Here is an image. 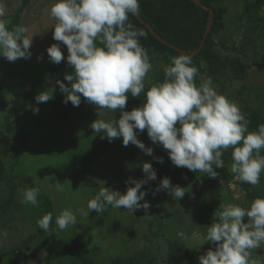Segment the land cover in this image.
Segmentation results:
<instances>
[{
  "label": "clouds",
  "instance_id": "obj_1",
  "mask_svg": "<svg viewBox=\"0 0 264 264\" xmlns=\"http://www.w3.org/2000/svg\"><path fill=\"white\" fill-rule=\"evenodd\" d=\"M139 10V0H53L49 9L56 21L51 26L53 39L66 46L68 55H63L60 43H54L47 48L48 57L55 64L66 60L72 67L64 76L67 84L56 81L64 94L63 102L78 107L83 97L97 106L98 117L105 115V109L113 114L118 110V119H96L91 123L94 132L102 134L101 139L111 142L122 137L124 146L131 143L151 156L153 148L138 139V134L146 130L154 144L167 150L174 166L211 178L218 175L215 169L224 167L222 155L231 148L230 171L241 182L258 186L264 173V124L249 131L250 121L239 105L220 94L211 78L197 84L199 69L190 54L171 57L170 63L163 66V81L146 90L145 81L153 63L141 38H147L148 33L130 21V16H136ZM5 13L0 0V56L9 62L29 59L33 38L28 35L29 28L23 24L9 28ZM54 92L55 88L41 91L35 96L37 104L53 99ZM142 93L141 106L126 111L129 94L141 97ZM32 110L38 113L39 108ZM155 159L163 162L162 157ZM141 167L146 177L139 180L130 177L126 184L132 186L125 193L103 184L87 202V211L82 208L60 211L55 218L57 229L76 225L77 214L89 216L95 210L99 215L109 206L133 214L139 209L147 212L150 204L142 188L157 176L151 162H144ZM55 188L63 191L59 182ZM183 189L164 177L153 195L168 190L179 199L185 194ZM20 191L22 204L38 205L39 186ZM213 217L202 244H215V248L200 255L199 264H264L252 259V250L264 247V197L255 198L247 207L220 205ZM52 220V213H47L37 223L49 232ZM0 235L6 237L7 232ZM178 235L187 239L182 232Z\"/></svg>",
  "mask_w": 264,
  "mask_h": 264
},
{
  "label": "rangeland",
  "instance_id": "obj_2",
  "mask_svg": "<svg viewBox=\"0 0 264 264\" xmlns=\"http://www.w3.org/2000/svg\"><path fill=\"white\" fill-rule=\"evenodd\" d=\"M21 1L2 0L6 8L4 19L7 22V15L15 11ZM245 1L221 0L219 4L226 6L227 12L224 17L225 28L218 39L226 40L228 46L233 44L239 46L249 58L259 59L264 53V30L247 23V19L240 20L239 16L243 12ZM52 3L53 0H31L22 14V24L29 28L28 35L33 36L30 47L31 57L9 62L0 56V85H2L0 137L13 140L20 126L28 133V141L20 149L14 171H11L13 157L6 152L3 153L0 146V159H4L9 170L8 180L13 185H19L15 199L5 217L0 216V233L7 232L6 237L0 235V264H45L48 255L46 240L49 236L46 233L43 237L32 241L29 248H19L15 254L9 255L10 251L19 247L30 235L38 231L40 227L37 221L47 214L42 210L43 202L40 196L37 206L21 203L23 197L20 189L33 186L29 182L20 184L17 175L29 177L33 183L40 185L44 193L51 198L59 214L66 208L72 210L82 208L87 211V202L103 184L121 192L128 181L127 174L131 170L123 148L117 144L84 173H78L77 166L71 161L72 158L81 156L82 148H90L96 136L102 135L96 134L90 125L96 119H112L114 114L110 110L105 109V115L98 117L97 106L86 102L78 114L64 123L60 122L55 110L44 103L37 104L36 95L28 94V91H33L37 85L49 81L46 78L47 67L55 63L49 60L47 48L54 43H60L63 55L67 49L61 42L53 39L54 29L51 26L56 21L49 14ZM260 15L264 17V8ZM222 52L230 56L236 53ZM38 56L42 59H37ZM151 62L153 70L155 68L163 70V66L170 63L156 55L151 56ZM153 70L149 72L146 84L153 81ZM208 78L206 75H201L200 81ZM212 81L216 90L238 104L244 115L259 112L264 115L263 70L253 66L247 70L244 80L221 78ZM33 107L39 108L38 113L33 112ZM6 122L9 123L8 129L4 127ZM138 139L146 147H152L146 132L139 133ZM131 149L141 172H143L142 163H153L155 157H161L162 154L167 156L165 153L155 152L154 149L153 155H146L133 144ZM231 163L232 159L228 164L231 177L227 181L223 179L221 169H215L218 173L215 178L203 174L197 178L179 181L170 179L173 186L184 188V196L178 199L168 190H161L153 195L161 180H150L142 188L146 190L145 200L150 204L147 212L139 209L133 214L126 209L109 206L98 215L92 210L89 216L77 214V224L59 230V233L65 240L82 238L89 255L100 264H113L112 261L117 255H127L143 248L149 249L155 256L156 264H176L163 237L152 234L163 231L170 238L184 241L191 250L196 249V262L199 264V256L210 248L206 243L202 244L205 232L195 224L199 219L201 208L194 200L187 198H207L219 186L223 205L232 203L241 207L249 206L251 200L240 185L238 176L230 171ZM133 178L144 179L140 175H135ZM57 182L62 184L63 191L56 190ZM252 189L264 197V173L261 174L260 184L252 186ZM9 191L10 186L7 182L0 184V203L6 200ZM178 216L183 219V224L178 222ZM181 232L187 239H182L178 235ZM214 248L215 246L211 249ZM252 259L264 262V247L252 250ZM51 264L58 263L52 261Z\"/></svg>",
  "mask_w": 264,
  "mask_h": 264
},
{
  "label": "trees",
  "instance_id": "obj_3",
  "mask_svg": "<svg viewBox=\"0 0 264 264\" xmlns=\"http://www.w3.org/2000/svg\"><path fill=\"white\" fill-rule=\"evenodd\" d=\"M204 5L212 8L215 11L212 28L208 33L204 46L197 53H185L190 54L193 57V63L199 69V76L197 77V84H199L200 76L206 75L211 79L217 80L221 78H228L231 80H244L247 76V70L253 66L258 70L264 71V53L259 59L249 58L239 46H228L226 40H220L218 37L223 33L225 28V14L227 7L220 5L221 0H201ZM31 0H22L17 5L15 11L7 15L8 27L11 28L15 25L22 24L24 13ZM140 10L139 16H130L131 23L137 27L144 29L148 35L147 38H141V44L148 50L149 56H158L160 59L170 62V58L178 56L182 52L175 47L194 51L197 50L203 40L205 28L209 19L210 11L192 0H139ZM264 8V0H246L244 3L243 12L239 18L241 21L247 19V23H250L256 28L264 30V17L260 15V12ZM260 22V23H258ZM149 24L154 31L162 38H157L151 30L148 28ZM250 32V30H249ZM165 40V42L163 41ZM166 41L168 43H166ZM222 51L236 52L234 55H225ZM68 55L67 49L64 56ZM72 67L67 64L66 60H63L60 64H51L47 67L46 78L49 80L45 84H39L33 91H28L29 95H37L41 91H51L55 88L54 98L45 102L50 109L55 110L60 122H69L76 114H78L82 107L86 104L84 98H81L80 105L73 106L71 102L65 104L63 102L64 94L59 91V85L56 84L57 80L68 83L64 79L66 73H70ZM153 81L146 84V90L154 83L162 82L164 79V72L162 69L155 68L152 72ZM2 85H0V88ZM243 92V91H242ZM240 91V93H242ZM144 95L141 97H131L129 94L125 110L130 111L134 107H139L143 103ZM120 112L117 110L114 113L113 118H119ZM245 117L250 121L249 131H255L260 124H264V115L262 113H247ZM5 129H8L9 123L4 124ZM146 132V130L144 131ZM146 136L148 138L147 132ZM28 141V133H26L22 127L13 140H9L4 137H0L1 151L6 152L9 156L13 157L11 171L15 170L17 161L19 158L20 149L25 146ZM94 144L86 149L82 148L81 156L72 158V162L77 166L78 173H84L88 171L99 158L105 154H108L114 145H120L125 153L127 163L131 170L127 174V178H133L135 175H140L143 178L146 177L144 172H141L140 167L134 160L133 150L131 144L124 146L121 138H114L111 142L107 138L101 139L100 136H96ZM152 148L155 152L165 153L161 155L163 162L155 160L152 163L153 169L156 171L157 178L155 181L161 180L164 177L170 179L182 180L197 178L203 175L200 172H193L186 167L174 166L165 150L162 146L154 144L150 138ZM232 149H228L222 155L224 160V167L221 169L222 177L225 181L229 180L231 173L229 172V162L231 160ZM9 170L6 167L4 159H0V184L7 182L10 186V191L7 194V198L3 203H0V216L5 217L7 210L11 207L15 196L16 190L19 185H13L8 180ZM19 179V183L29 182L30 185L39 186L42 199V210L46 213H52L53 220L50 224V231L45 232L39 228L37 232L30 235L19 247L10 251L9 255L15 254L19 248H29L30 243L38 238H41L46 233L49 239L46 240V246L48 255L45 264H51L52 261H56L58 264H100L95 261L93 257L87 252V246L85 241L76 237L71 240H65L57 229L55 218L58 215L53 206V202L49 195L45 194L40 185L33 183L29 177L23 175L16 176ZM154 181V180H153ZM240 185L245 189L247 196L251 202L257 198L262 197L261 193L252 189V185L239 181ZM131 184H125L121 193H125L127 187ZM221 187L217 186L213 194H209L207 198H193L188 197L189 200H194L201 208V213L198 221L195 223L206 234L207 227L212 223L214 212L220 205H223L220 200ZM250 205V204H249ZM247 219V218H245ZM177 220L180 224H183V219L179 216ZM153 235L163 237L167 247L170 250V255L174 259L176 264H198L196 262V249H190L184 241L179 238H170L166 236L163 231L152 232ZM209 248L215 246V244L206 243ZM113 264H156V258L153 256L149 249L143 248L136 250L127 255H117L113 259Z\"/></svg>",
  "mask_w": 264,
  "mask_h": 264
},
{
  "label": "water",
  "instance_id": "obj_4",
  "mask_svg": "<svg viewBox=\"0 0 264 264\" xmlns=\"http://www.w3.org/2000/svg\"><path fill=\"white\" fill-rule=\"evenodd\" d=\"M192 1H194L196 4L202 6V7L206 8V9H209L210 15H209V19H208V22H207V25H206V28H205V32H204V35H203V40H202V43H201L200 47L197 50H194V51H187V50L175 47L177 50H179L182 53H189V52L190 53H197L198 51H200L202 49V47L204 46L206 37H207L208 33L210 32V30L212 28V24H213V20H214L215 11L212 8H209L208 6L204 5V3H202L201 0H192ZM137 15L139 16V13ZM147 26L157 38L162 40V38L154 31V29L149 24H147ZM163 41L165 42V40H163ZM166 43H168V42L166 41Z\"/></svg>",
  "mask_w": 264,
  "mask_h": 264
}]
</instances>
